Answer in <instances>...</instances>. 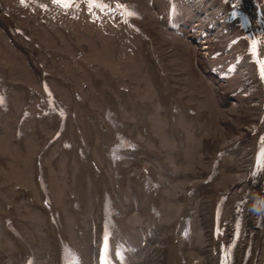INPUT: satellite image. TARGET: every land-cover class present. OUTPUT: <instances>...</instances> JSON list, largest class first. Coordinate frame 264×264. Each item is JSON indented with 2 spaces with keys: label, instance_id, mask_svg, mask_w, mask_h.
Segmentation results:
<instances>
[{
  "label": "rangeland",
  "instance_id": "1",
  "mask_svg": "<svg viewBox=\"0 0 264 264\" xmlns=\"http://www.w3.org/2000/svg\"><path fill=\"white\" fill-rule=\"evenodd\" d=\"M173 10L170 0H0V214L18 218L15 225L28 234L35 248L49 247V229L56 237L58 218L63 233L75 243L78 229L86 231L89 220L95 218L92 225L101 220V214L91 212L96 206L101 210L102 193H106L101 189L104 179L98 175L99 185L87 163L84 166L80 156L86 151L106 174V190L128 210L123 215L129 219L126 224L139 226L147 221L144 209L150 207V198L133 188L137 183L144 184L151 172L161 181L158 187L162 185L153 193L165 224L158 234L168 227L172 230L169 236L178 234L183 224L177 218L183 212L194 214L196 220L202 212L194 227L197 241L193 253H203L216 189L227 190L231 202L238 183L247 176H241L240 171L252 154L253 137L264 124L260 122L263 107L256 106L263 96L253 97L248 91L233 97L231 104L227 85L207 83L200 69L213 59L207 50L206 58L203 49L196 51L186 37L169 27L167 19ZM221 15L216 18L220 20ZM222 31L217 33L219 39ZM232 31L228 29L224 35L230 36ZM219 45L213 40L211 49ZM30 50L47 74L36 73ZM161 73L166 79H160ZM53 74L69 82L75 91ZM4 80L22 86L14 88ZM234 83L239 84L236 80ZM257 89L255 94L263 92L261 87ZM108 95L113 99L108 101ZM179 98L189 108H183ZM171 99L175 106L166 107ZM147 104L151 108L144 113L152 138L138 121L139 105ZM111 105L116 113L109 110ZM76 122L77 133L84 138L81 143H75ZM126 124L128 135L146 146L136 148L122 141L116 127ZM67 131L70 147L66 148L63 141ZM231 140L247 145L242 153L225 157L208 189L203 184L194 188L207 177L215 154L228 147ZM117 168L124 172L119 178ZM81 170L84 172L80 175ZM42 171H46L45 178ZM41 183L53 204L52 213L40 206L48 205ZM25 190L29 192L24 194ZM189 190H194L190 194L192 203L183 198ZM81 191L86 192L83 198ZM74 201L77 208H72ZM199 201L201 210H197ZM55 211L59 212L57 217ZM140 232L145 230L140 227ZM92 233L87 239L82 236L87 244L92 243ZM125 234L131 236L128 231ZM158 234L156 241L169 237ZM1 237L7 255L1 250L5 256L3 262L0 256V264L24 261L12 236L6 233ZM142 253L140 248L138 256ZM194 257L198 258L196 254ZM43 262L49 263V257L38 261Z\"/></svg>",
  "mask_w": 264,
  "mask_h": 264
},
{
  "label": "bare ground",
  "instance_id": "2",
  "mask_svg": "<svg viewBox=\"0 0 264 264\" xmlns=\"http://www.w3.org/2000/svg\"><path fill=\"white\" fill-rule=\"evenodd\" d=\"M209 5H215L216 7L215 8H213V9H211V8H209ZM208 5V8H207V12H206V16L207 17H212V18H216L217 17V15L221 12V13H223L222 11H224V8L225 7H223V5L220 3V1L219 0H212L211 1V4H209ZM203 8L201 7V5H197V6H195V8H194V11L196 12V14L198 15L199 13H200V11L202 10ZM214 9H216V11H213ZM171 11V10H170ZM171 14V13H170ZM223 17V15H221V17H220V19ZM8 22V21H7ZM224 27H223V29H225L227 26H225V25H223ZM222 29V30H223ZM219 32V31H218ZM240 33H242L241 31H240ZM219 35V34H218ZM217 35V36H218ZM33 42H34V40H33ZM204 51H202L201 53H202V55L204 56V57H208V52L207 51H205L206 49H203ZM51 53H53L54 55H55V53L54 52H51ZM37 63V62H36ZM34 69H35V71H36V73H38V74H42V68H40V66H39V64L37 63V65H35L34 66ZM253 72V70H252V68L250 69V68H248V67H245V68H243V70L240 72V74H239V78L236 80L238 83H245V82H247L248 84L246 85V87H247V89H248V91H249V93L250 92H253V97H255V96H260L261 94H262V96H263V98L261 99V100H258L257 102H256V106H262L263 107V109H264V91L263 92H261V93H259V94H255L254 92H256V91H259L257 88H259V86L256 84V81H255V78H254V74L252 73ZM53 77L55 78V79H58V80H60V81H62V82H66L74 91H75V89H74V87L71 85V84H69V82H67L66 80H64V79H61V78H59L57 75H55V74H53ZM166 74H164V73H161L160 74V79L161 80H163V79H166ZM97 81H98V79H97ZM22 85V84H21ZM24 86V85H23ZM24 87H26L27 88V90H29L30 88H28L27 86H24ZM30 91V90H29ZM120 91H122L121 89H120ZM125 91V90H124ZM170 91H171V94L173 95V97L175 96L176 97V94H175V91H173V90H171L170 89ZM247 91V92H248ZM77 93V92H76ZM79 94V93H78ZM76 95V94H75ZM81 95V94H80ZM79 95V96H80ZM126 96V95H125ZM223 97V96H222ZM78 98V97H77ZM224 98V97H223ZM80 99V98H79ZM108 101H110V100H112L113 99V97L112 96H110V95H108ZM56 101L57 102H59V100H57L56 99ZM179 101L181 102V105H182V107L183 108H189V106L182 100V99H180L179 98ZM80 103H81V101H80ZM84 103V102H83ZM175 102L173 101V99H171L169 102H167L166 103V107L167 106H175V104H174ZM82 104V103H81ZM84 104H86V103H84ZM87 105V104H86ZM88 106V105H87ZM86 108V107H85ZM87 108H89V107H87ZM108 108H109V110H111L112 112L113 111H115V113H116V107L115 106H113V105H111L110 107L108 106ZM139 112H138V121L139 122H141V124L142 125H140L141 127H143V129H144V131H145V133L147 134V136H149L150 138H152V135H151V133L149 132V128H148V122H147V120H146V117H145V113H144V111L146 110V111H148L150 108H151V106L150 105H146V107L144 106H142V105H139ZM173 108H175V107H173ZM90 109V108H89ZM62 110V109H61ZM174 110V109H173ZM62 112V111H61ZM91 112V111H90ZM89 112V113H90ZM149 112V111H148ZM174 112H175V110H174ZM193 113V112H192ZM64 114V113H63ZM92 114H93V112H92ZM94 115V114H93ZM195 115H197V113L195 112ZM95 116V115H94ZM64 118V117H63ZM66 118V117H65ZM64 120H66V119H64ZM63 120V121H64ZM175 122V121H174ZM64 123V122H63ZM77 123V122H76ZM75 123V124H76ZM175 125V127H176V124H174ZM62 126V125H61ZM126 126H127V124L126 125H123L122 127L121 126H117L116 128H117V132H119L121 135H122V137H126V140L127 141H129V143H130V139H131V141H132V145H136V148L137 147H144V146H146L145 144H143L141 141H139V140H135V139H133L132 137H130L129 135H128V133L126 132V130H125V128H126ZM78 128H79V123H77L76 125H75V137H76V142L75 143H81V142H83L84 141V138H83V136L82 135H80V134H78L77 133V130H78ZM63 129V128H62ZM60 130V129H59ZM59 130H58V132H59ZM67 130H68V128H67ZM264 130V124L262 125V128L261 129H259V130H257V134L253 137V139H252V141H251V146H252V153H255L256 152V149H257V146H259L260 145V143H261V133H262V131ZM64 133H65V131H63ZM178 132H179V130H178ZM254 132V131H253ZM255 133V132H254ZM56 135V134H55ZM66 138H64V141H63V144L65 145V147H66V145H67V147H70V144H69V141H70V135H69V132L67 131L66 132ZM180 135H181V133H180ZM55 139V138H54ZM122 140V139H121ZM123 141V140H122ZM50 143V142H49ZM86 143V142H85ZM82 144H84V143H82ZM48 145V144H47ZM78 145V144H77ZM130 145V144H129ZM85 146H86V144H85ZM66 147V148H67ZM77 149V148H76ZM84 149V148H83ZM138 149H141V148H138ZM137 149V150H138ZM145 150H147L148 152H150V153H154L153 152V150H150L149 148H144ZM79 151V150H78ZM86 152V151H85ZM84 151H83V153L81 154V156H80V154H78L79 156H80V158L82 159V162L84 163V166H85V164L87 163V166L89 167V170H91L92 172H93V174L94 175H98V174H100L101 173V168L100 167H95L94 166V161H93V156H92V154L91 153H85ZM88 152V151H87ZM90 152V151H89ZM135 152H136V149H135ZM155 154V153H154ZM39 155H41V154H39ZM156 155V154H155ZM78 156V157H79ZM157 158L159 159V162L161 161V162H163V160H162V158L161 157H159V156H157ZM39 159V158H38ZM225 159V158H224ZM38 161H40V160H38ZM164 163V162H163ZM165 164V163H164ZM39 165V164H38ZM41 165V164H40ZM42 166V165H41ZM41 166H40V168H41ZM86 168V167H85ZM116 168V167H115ZM161 168V167H160ZM39 169V168H38ZM118 169V168H117ZM116 169V170H117ZM162 169H164V168H162ZM166 169V168H165ZM168 169V168H167ZM215 168H213V170H214ZM42 170H43V168H42ZM152 170V169H151ZM161 170V169H160ZM212 170V171H213ZM39 171V170H38ZM40 171H41V169H40ZM169 171V170H168ZM43 173V178H45V175H46V171H42ZM82 172H84L83 170H81V173H80V175L81 174H83ZM247 172H249V169H247ZM124 173L123 172V170L122 169H118L117 171H116V177H118L119 175L121 176L122 174ZM155 172H153V174H154ZM168 173V172H167ZM39 174H40V172H39ZM93 174H92V176H93ZM208 174H209V172L207 173V176H208ZM103 175V178L102 179H104V181L103 182H105V180L107 179V176H106V174H102ZM210 175V174H209ZM248 175V174H247ZM98 177V176H97ZM102 177V176H101ZM100 177V178H101ZM94 178V177H93ZM119 178V177H118ZM134 178V177H133ZM136 178V177H135ZM81 179H83V178H81ZM101 179V180H102ZM153 181H156L155 180V178H154V176H153ZM40 180V179H39ZM95 180V179H94ZM119 180V179H118ZM247 180V181H246ZM260 180H261V182H260ZM257 183H250L249 182V180L247 179V176L243 179V180H241L239 183H238V191L236 192V195L235 196H232L231 197V202H234L237 198L238 199H243L244 197H247V196H249L250 197V199H251V201H255V200H257V203L256 204H253V203H250L249 204V206L252 208V210L255 212V216H251V217H249L250 219H251V224H256L257 222H256V219H258L259 217H261V218H263L264 219V172H263V174H262V176H261V179H260ZM121 181V180H120ZM144 182H145V180H143ZM43 182V181H42ZM45 182V181H44ZM102 182V181H101ZM117 182H119V181H117ZM122 182V181H121ZM158 183V182H157ZM82 184V183H81ZM138 184V183H137ZM136 184V185H137ZM142 184V183H141ZM135 185V188H140L141 186H140V184H139V186H136ZM144 185V184H143ZM202 185V183L201 182H197L196 184H194V188H197L198 186H201ZM106 186H108V185H106ZM117 187V186H116ZM119 187H120V185H119ZM133 187V186H132ZM109 188V187H108ZM123 188V187H122ZM193 188V189H194ZM80 189V188H79ZM118 189V188H117ZM120 189V188H119ZM198 189V188H197ZM105 190V194L102 196V204L104 205L105 204V201H106V197L107 196H109V198H111L112 199V196H111V194H107V192H108V190H106V189H104ZM123 190H125V189H123ZM132 190V189H131ZM28 190H25L24 191V194L27 192ZM41 191H42V194H43V197H44V199H45V202H47V199L49 198L50 199V197H49V194H48V192H47V189L46 188H42L41 187ZM93 191V190H92ZM118 191H120V190H118ZM121 191H122V189H121ZM216 191H217V195H216V201L214 202V206H215V204H216V202H217V200L219 199V197H220V194H221V192L222 193H224V194H226L227 193V190H225V189H223V188H217L216 189ZM29 192V191H28ZM124 192V191H123ZM122 192V193H123ZM127 192H128V190H127ZM131 192H134V191H131ZM126 193V192H125ZM130 193V192H129ZM27 194V193H26ZM30 194V193H29ZM113 194V193H112ZM124 194V193H123ZM261 194V196H262V202L260 201V200H258L257 199V197H256V195H260ZM84 195H86V192H85V194ZM121 196V195H120ZM148 197L150 198V201H151V204H150V207L149 208H146L145 209V213H146V216H147V218H152L153 216H152V214L150 213V208L152 207V208H157L158 209V207H157V201H156V198H155V195L152 193V194H148ZM122 198V197H121ZM183 198L187 201V202H193L194 200L193 199H190V194H188V195H183ZM134 199V198H133ZM135 200V199H134ZM197 205H198V208H197V210H201V204H200V201L197 203ZM41 206V208L42 209H44V210H46V211H48V212H50V213H52L53 212V204L51 203V201H50V205H49V208H47L46 207V205H40ZM95 208H93L92 209V212H91V215H92V213L94 214L95 213ZM228 212H230V211H228ZM259 212H260V214H259ZM58 211H55V216L56 215H58ZM228 214V213H227ZM229 215V214H228ZM57 217V216H56ZM227 218H228V216H227ZM256 218V219H255ZM13 220H14V218H12ZM55 219V218H54ZM154 220H155V217H154ZM55 224H57V223H55ZM164 223H163V221H161V220H159V222L158 221H156V225H155V223H154V221H153V224L152 225H146V224H141V225H139L140 227H142L144 230H145V232H143V234L145 235V236H147V238H146V240L148 241V239H150V236H149V233H150V231L154 234V235H156V238H157V232H158V230H159V228H161V227H164ZM99 226H101V224H99ZM57 227V226H56ZM56 227H55V229H56ZM55 229H53V230H55ZM18 231V233H19V235H15L16 236V238H17V240H18V242L19 243H21V249H20V254H22L23 256H24V260L31 254V252H30V241L28 240V238L26 237V236H24V234L22 233V232H20L19 230H17ZM210 231V230H209ZM209 231H208V233H209ZM118 232H120V236H121V240H127L128 238H130V237H127V234H125V232H127L125 229H124V227L123 226H121L120 224H119V227H118ZM262 234L261 235H263V237H264V228H262ZM58 233H59V231L57 230V236L56 237H54L53 236V234H52V232H50V229H49V234H48V236H49V238H50V245H49V247L47 248L48 250V254L46 255V256H48L49 257V263L48 262H43V263H38V264H60V254H61V252H63V250H59V237H58ZM55 234V233H54ZM94 232L92 233V239H94ZM59 236H61V234H59ZM172 236H174L173 237V239H175V238H177L178 236L175 234V233H173V235H171V236H169V237H172ZM169 237H166L165 239H161L160 241H158L159 242V244H154V243H148L147 245H142V241H140L139 242V247L140 248H142V254H140L138 257H137V260H140L141 261V264H167V261H166V258H165V254H164V251H165V248L168 246V245H170L171 244V241L173 240H168L169 239ZM248 239L249 240H251V242L253 243V245H254V247L255 248H259L258 246H259V242H260V233H259V231H256V232H254L253 234H249L248 235ZM263 244H264V241H263ZM263 244H262V247H261V251L260 252H258L257 253V256H260L261 255V253H263L264 254V248H263ZM214 245H215V242H213L212 244H211V247H214ZM154 246H157V247H154ZM176 247H178V243H176L175 241H173V245H172V249H175ZM152 248H158V249H154L153 250V252H152ZM146 250H148V251H151L152 252V256H151V260H150V262H148V261H145V257L149 254V252H147ZM63 257V255H61V258ZM173 264H176V263H173Z\"/></svg>",
  "mask_w": 264,
  "mask_h": 264
}]
</instances>
